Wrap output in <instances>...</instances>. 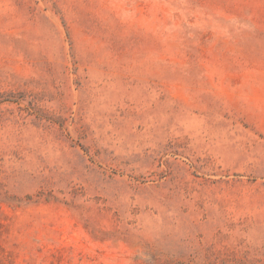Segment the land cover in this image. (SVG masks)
<instances>
[{
  "label": "rangeland",
  "instance_id": "374dc122",
  "mask_svg": "<svg viewBox=\"0 0 264 264\" xmlns=\"http://www.w3.org/2000/svg\"><path fill=\"white\" fill-rule=\"evenodd\" d=\"M0 264H264V0H0Z\"/></svg>",
  "mask_w": 264,
  "mask_h": 264
}]
</instances>
